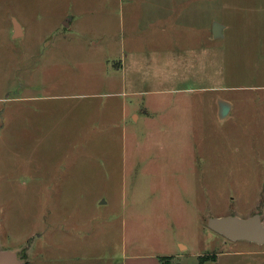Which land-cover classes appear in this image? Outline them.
I'll list each match as a JSON object with an SVG mask.
<instances>
[{
  "label": "rangeland",
  "instance_id": "rangeland-1",
  "mask_svg": "<svg viewBox=\"0 0 264 264\" xmlns=\"http://www.w3.org/2000/svg\"><path fill=\"white\" fill-rule=\"evenodd\" d=\"M180 3L0 0L4 251L24 264H264V245L208 227L264 222V92L213 89L234 84L204 33L226 24L227 0H202L181 65ZM14 20L28 33L8 42ZM219 95L240 105L228 120Z\"/></svg>",
  "mask_w": 264,
  "mask_h": 264
},
{
  "label": "crops",
  "instance_id": "crops-1",
  "mask_svg": "<svg viewBox=\"0 0 264 264\" xmlns=\"http://www.w3.org/2000/svg\"><path fill=\"white\" fill-rule=\"evenodd\" d=\"M160 3L161 1L158 2V4ZM201 3L202 0H181L179 4L182 10L179 12L178 43L180 46L179 60L182 66L189 57V54L194 50V47L191 46L189 42L187 43L185 36L180 33L200 28V24L197 23V17L199 20L201 12L199 8L201 7ZM226 10L227 22L226 24L222 23L223 26L219 24L222 29L218 35L222 34V38H214L213 29L211 27L204 31V33L205 37L209 39L208 45H211V56H213L214 59L212 68L218 65L221 71L220 77L234 84H228L213 89H217V91L226 89L228 92L232 90H242V92H255V90H261L264 92V0H227ZM19 24L20 31L18 34H16L14 27L12 29L7 28L4 31L5 38L8 42L24 39L27 35L28 24L22 25L20 22ZM2 40L4 41V37ZM219 40L223 43L219 45L218 48L215 46L212 47L214 45L213 42ZM2 46L3 43L0 42V47ZM208 47H206L207 50H209ZM203 52L204 49L195 51V58L200 59ZM214 76L218 77V73L214 74ZM238 79L245 81V86L236 85L235 81ZM257 84L260 85L257 86ZM231 98H224L222 95L216 98L217 101L224 100L231 106L226 120L232 116L234 110L240 109V105ZM23 99L24 96L20 98V101ZM244 103L243 101V104ZM3 245L4 242L0 239V250L2 251H4L2 248ZM183 249H186V247H183ZM171 255L175 259L180 260L181 258L180 254ZM217 261L218 260H216V262ZM152 264H161V262L157 260L156 263Z\"/></svg>",
  "mask_w": 264,
  "mask_h": 264
},
{
  "label": "water",
  "instance_id": "water-1",
  "mask_svg": "<svg viewBox=\"0 0 264 264\" xmlns=\"http://www.w3.org/2000/svg\"><path fill=\"white\" fill-rule=\"evenodd\" d=\"M16 34L20 31V24L14 20ZM222 27L215 24L213 27L214 38H222ZM231 106L224 100H218V117L225 120ZM208 227L232 242H248L264 245V222L261 214H254L243 219L238 216L215 217L208 220ZM0 264H24L22 256L13 251L0 250Z\"/></svg>",
  "mask_w": 264,
  "mask_h": 264
},
{
  "label": "trees",
  "instance_id": "trees-1",
  "mask_svg": "<svg viewBox=\"0 0 264 264\" xmlns=\"http://www.w3.org/2000/svg\"><path fill=\"white\" fill-rule=\"evenodd\" d=\"M160 261H162V264H163V260L160 259ZM205 262H206L205 258H200V264H204Z\"/></svg>",
  "mask_w": 264,
  "mask_h": 264
}]
</instances>
